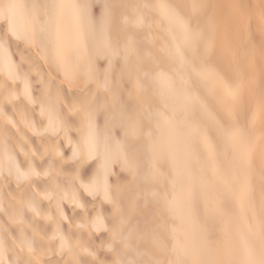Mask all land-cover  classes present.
<instances>
[{
	"label": "bare ground",
	"instance_id": "6f19581e",
	"mask_svg": "<svg viewBox=\"0 0 264 264\" xmlns=\"http://www.w3.org/2000/svg\"><path fill=\"white\" fill-rule=\"evenodd\" d=\"M0 264H264V0H0Z\"/></svg>",
	"mask_w": 264,
	"mask_h": 264
}]
</instances>
